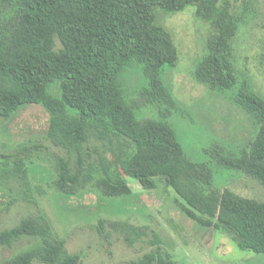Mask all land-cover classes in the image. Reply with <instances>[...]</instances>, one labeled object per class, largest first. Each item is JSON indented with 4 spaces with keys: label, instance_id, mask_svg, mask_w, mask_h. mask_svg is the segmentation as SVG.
Masks as SVG:
<instances>
[{
    "label": "trees",
    "instance_id": "trees-1",
    "mask_svg": "<svg viewBox=\"0 0 264 264\" xmlns=\"http://www.w3.org/2000/svg\"><path fill=\"white\" fill-rule=\"evenodd\" d=\"M239 1L0 0V118L12 119L22 107L44 109L47 140L67 154L56 159L52 181L64 198L91 189L106 199L130 198L134 193L125 176L144 191L155 190L161 181L174 191L187 218L225 235L242 251L264 254V201L216 188L210 164L191 160L168 123L178 105L162 72L176 65L178 50L155 14L194 6L196 18L208 25L206 53L194 78L214 91L237 88L235 101L257 132L238 154L214 145L204 153L218 169L245 174L264 188V98L239 83L231 47L245 21V13L234 11ZM133 65L141 67L146 85L128 100L120 78ZM142 107L155 108L159 119L137 116ZM91 140L105 147L110 158L98 146L91 149ZM27 152L23 146L12 165L0 168V176L27 184ZM104 224L98 220L99 234ZM107 225L127 247L148 236L144 226ZM152 234L148 252L120 264H175ZM24 237L37 242L0 264H81V255L69 253L40 210L0 230V247Z\"/></svg>",
    "mask_w": 264,
    "mask_h": 264
},
{
    "label": "rangeland",
    "instance_id": "rangeland-1",
    "mask_svg": "<svg viewBox=\"0 0 264 264\" xmlns=\"http://www.w3.org/2000/svg\"><path fill=\"white\" fill-rule=\"evenodd\" d=\"M234 11L245 13V21L231 44L238 81L264 98V0H240ZM155 14L156 22L170 33L178 50L176 65L165 67L162 78L178 105L168 123L175 129L185 154L193 161L210 164L216 188L264 201V188L257 182L245 174L218 169L204 153L214 145L238 154L248 148L257 132L252 118L235 101L237 88L214 91L194 78L196 66L206 53L208 25L196 18L194 6L174 14L161 10ZM120 82L128 100L135 99L146 85L138 65L127 67ZM137 116L159 119L153 107H142ZM47 121L48 115L40 106L22 107L8 121L0 118V168L12 165L23 146L29 148L30 160L27 184L0 176V230L40 210L55 234L65 240L69 253L81 255V264L136 260L151 249L152 232L161 239L162 250L172 256L175 264L264 263V254L242 251L225 235L202 228L187 218L178 207L174 191L161 181L155 190L144 191L134 179L125 176L134 193L130 198L106 199L94 189L64 198L54 189L52 181L56 159L67 158V154L47 140ZM88 146L91 149L98 146L110 158L105 147L96 141L91 140ZM70 159L75 162V156ZM28 198L36 204L26 202ZM100 219L105 221L103 234L97 231ZM118 221L144 226L148 228V236L127 247L122 236L107 225ZM36 242L35 238L24 237L11 247H0V263Z\"/></svg>",
    "mask_w": 264,
    "mask_h": 264
}]
</instances>
